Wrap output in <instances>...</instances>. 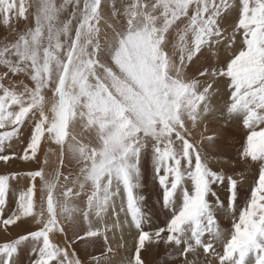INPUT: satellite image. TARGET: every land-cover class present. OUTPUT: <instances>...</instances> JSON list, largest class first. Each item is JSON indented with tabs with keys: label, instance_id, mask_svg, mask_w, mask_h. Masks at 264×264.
<instances>
[{
	"label": "snow or ice",
	"instance_id": "obj_1",
	"mask_svg": "<svg viewBox=\"0 0 264 264\" xmlns=\"http://www.w3.org/2000/svg\"><path fill=\"white\" fill-rule=\"evenodd\" d=\"M29 7L0 0L15 35L0 41V161L37 165L0 174V229H23L0 264L23 249L29 264H146L161 246L175 264H264V0H35L20 31ZM236 120L248 134L235 164L257 169L238 215L240 173L210 166ZM42 142L56 145L43 160ZM147 156L168 216L154 230Z\"/></svg>",
	"mask_w": 264,
	"mask_h": 264
},
{
	"label": "rangeland",
	"instance_id": "obj_2",
	"mask_svg": "<svg viewBox=\"0 0 264 264\" xmlns=\"http://www.w3.org/2000/svg\"><path fill=\"white\" fill-rule=\"evenodd\" d=\"M56 2L59 4L60 2H62V0H56ZM26 5H30L29 10H28L27 22L23 20L21 21L14 20L16 27L20 31H25L27 30V28L34 27L35 0L28 1ZM71 10H72L71 7H69L68 11L62 15V19H67L68 13H70ZM4 30L5 31L3 33H0V41H3L5 37H7L9 42H13L15 39V35L11 34L9 29L7 28ZM236 47H239V45H237ZM221 55H224V53H221ZM26 82L30 83V81H26ZM221 104H222V101H221ZM261 127H264V125H261ZM247 134H248V130L243 127L242 121L236 120L232 122L228 126V129H227V147L223 148L222 151L213 150L210 152V155L213 157V160L210 166L214 170H221V166H223V170L227 174H232L233 172L240 173V179L243 181V184H242V187L240 188V195H239V199L237 203V215H238L239 209L242 208L247 201V198L241 195L242 193L241 191H245L244 193L249 194L250 188L253 186L254 181L257 178V169L254 166L249 167L248 165H244V164L237 166L235 164L238 150L242 149V146L246 140ZM43 144L46 145V142H42V150L40 153L41 160L44 159V153L48 151V145L45 146ZM51 145H54V144H51ZM22 147L23 145L14 144L12 151L19 152L21 151ZM9 154H11V152ZM55 157H56V154H53V153L48 154V159H49L48 170H51L52 167L56 166L57 161H55ZM19 162L22 164H20ZM36 168H37V165L34 162H24L22 160H13L12 163L5 165L2 161H0V174H7V173L14 172L16 170H17L16 172H20L23 174L24 172H27L29 170H34ZM142 175H143V186L140 189V194L145 197L146 210L151 220V224L148 227L150 230L152 229L154 230L153 225H164L168 216H167V213L161 209L162 190L160 186L158 185L157 181L154 179L153 165H152V160L150 156H147L142 160ZM26 183L27 181L22 180L21 183L18 186H16L15 181H13L14 189H13V192L10 193L9 195L8 209L6 210V215L9 214L10 211L15 207L16 187L23 188ZM214 189L217 191V195L219 196V198L221 200H225L227 193L225 192L224 187L222 185H215ZM214 199L215 198H213V200ZM221 212L224 213L222 210L218 212L217 218L219 220L223 219V216H221ZM224 216L227 217L226 214ZM227 221L230 224H232V220L229 218V216L227 217ZM219 224L222 230L226 229L225 232H227L228 229L231 228V225L229 226L225 224V226H222L221 223ZM31 227H33V225L31 224L24 225V228H31ZM22 231L23 229H16L15 226H13V230L10 234L5 233L3 232L2 229H0V242L10 240L13 237L17 236V234H19ZM69 234L71 236V233ZM126 235L130 237L129 233H126ZM117 238H119V236H117ZM61 239L63 238L61 237ZM127 241H128L129 248H131V243H132L131 238L127 239ZM161 248H163V250L165 249L163 246ZM151 250L154 253H150V251H148L146 253L147 255L145 254L146 255L145 257L147 258V260H145L146 264H155V263L162 264V262L165 261V259H168V261L163 264H175L174 260L169 258L170 249L167 248V250L164 251L163 255L158 254V258L155 256L156 247L152 248ZM77 251H78V255H80L81 258H84L83 248L81 247L77 249ZM96 254L99 255V251H97ZM18 259L20 260L21 264H29L27 249H23L21 251Z\"/></svg>",
	"mask_w": 264,
	"mask_h": 264
},
{
	"label": "bare ground",
	"instance_id": "obj_3",
	"mask_svg": "<svg viewBox=\"0 0 264 264\" xmlns=\"http://www.w3.org/2000/svg\"><path fill=\"white\" fill-rule=\"evenodd\" d=\"M28 1H31V0H25V4H26ZM4 29H6V27L3 25L2 21H0V33H3V32L5 31ZM7 29H8V28H7ZM43 145H45V144H43ZM46 145H48V148H49V146H51L53 149L56 148V145H49V143H47V142H46ZM46 145H45V146H46ZM44 148H45V147H44ZM55 161H57V156L55 157ZM9 163H12V161H10ZM15 163H16V162H15ZM19 163H20V162H19ZM20 164H22V163H20ZM28 164H29V163H28ZM13 166H14V165H13ZM234 166H235V165H234ZM14 167H15V166H14ZM236 167H237V166H236ZM16 168H17V167H16ZM18 168H19V167H18ZM13 169H14V168H13ZM19 169H20V168H19ZM24 169H25V168H24ZM30 169H31V168H30ZM14 170H15V169H14ZM26 170H27V169H26ZM26 170H25V171H26ZM16 171H17V170H16ZM16 171H14V172H16ZM65 171H66V170H65ZM241 192H242V193H241L242 196H244L245 198H248V195H249L248 193H244L245 191H241ZM247 192H248V191H247ZM223 214L225 215V213H222V212H221V216H223V219H222V220H219V219L217 218V219H218V222L221 223L222 226H225V224L230 226L231 224L227 221V217H228V215L226 214L227 217H225ZM162 226H164V225H153V228L155 229V228H157V227H162ZM151 229H152V228H151ZM221 229H222V228H221ZM227 229H228V228H227ZM229 229H230V228H229ZM229 229H228V230H229ZM152 230H153V229H152ZM223 230L225 231L226 229H223ZM126 233H127V232H125V234H124V235H125V238H126V239H130V238H131V235H130V237H128V236L126 235ZM69 236H70V234H69ZM161 247H162V246H161ZM161 247H158V248L156 247L155 256H156L157 258H158V254H159V255H160V254L163 255V254H164V251L167 250L166 247H164V248H165L164 250H163V248H161ZM153 248H154V247H153ZM150 253H154V252H153L152 250H150ZM145 254H146V253L143 254V257H144L145 260H147V258L145 257L147 254H146V255H145ZM160 257H162V256H160ZM151 259H152V258H151ZM167 261H168V259H165V261H163L162 264L165 263V262H167ZM149 263H150V262H149ZM155 264H156V263H155Z\"/></svg>",
	"mask_w": 264,
	"mask_h": 264
}]
</instances>
